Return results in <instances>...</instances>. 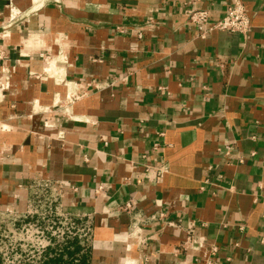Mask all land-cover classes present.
Masks as SVG:
<instances>
[{
    "label": "crops",
    "instance_id": "obj_1",
    "mask_svg": "<svg viewBox=\"0 0 264 264\" xmlns=\"http://www.w3.org/2000/svg\"><path fill=\"white\" fill-rule=\"evenodd\" d=\"M183 1L0 0V220L50 180L91 264H264V0L204 37Z\"/></svg>",
    "mask_w": 264,
    "mask_h": 264
},
{
    "label": "built area",
    "instance_id": "obj_2",
    "mask_svg": "<svg viewBox=\"0 0 264 264\" xmlns=\"http://www.w3.org/2000/svg\"><path fill=\"white\" fill-rule=\"evenodd\" d=\"M183 2L189 7L187 12L188 22L201 37L216 30L230 33L237 32L246 36L251 30V16L242 0H233L227 6L224 16L216 20L211 16L209 9L199 8L196 5L198 0H184ZM148 25L153 26L152 23ZM119 29L124 32L127 31L125 27H119ZM136 30L138 37H142V27H137ZM84 95L70 97L69 101L71 102L73 99ZM164 171V168L160 167L157 173L162 176ZM30 188L32 194L28 201L27 210L22 214H10L0 220V238H8L5 235L7 230L9 232L21 231L24 233L29 228L36 226L39 229V232H37L40 240L34 244L27 242L26 238H20L18 242L9 244L8 252L3 254L2 259L13 257L19 263L27 257L29 258L30 254H33L32 252H36L39 254L37 260H40V254L43 250L69 237L77 236L81 239L82 245L91 246L93 239L92 221L87 215L73 214L62 209L61 196L65 187L61 183L39 179L34 181ZM73 188L75 189V187ZM163 216L164 214H161L160 218H163ZM169 225L175 226V223L169 222ZM60 226H62V229H60ZM186 231L187 237L181 244L182 250H187L202 242V238L196 234L194 222L187 225ZM213 250H216L215 247Z\"/></svg>",
    "mask_w": 264,
    "mask_h": 264
},
{
    "label": "trees",
    "instance_id": "obj_3",
    "mask_svg": "<svg viewBox=\"0 0 264 264\" xmlns=\"http://www.w3.org/2000/svg\"><path fill=\"white\" fill-rule=\"evenodd\" d=\"M40 256L39 264H91V246L82 245L77 236L69 237L46 248ZM28 261L29 258L18 264H26Z\"/></svg>",
    "mask_w": 264,
    "mask_h": 264
},
{
    "label": "rangeland",
    "instance_id": "obj_4",
    "mask_svg": "<svg viewBox=\"0 0 264 264\" xmlns=\"http://www.w3.org/2000/svg\"><path fill=\"white\" fill-rule=\"evenodd\" d=\"M60 229H62V226H60ZM37 231L39 232V229L36 226H34L33 228H29L28 231H24V233H22L21 231L9 232V230H7L5 235H7L6 237L8 238H4V237L0 238V251H1L0 264H18L17 260H15L13 257L4 258V259H2L1 257L3 256L4 253L7 254L8 248L10 247L9 244L14 243L16 241L18 242L20 238H26L25 240H27V242L36 244L40 240V238H38L39 233ZM32 253L33 254H30L29 261L26 262V264H30V263L39 264L40 260H37L39 254H37L36 252H32ZM27 260H28V257H27Z\"/></svg>",
    "mask_w": 264,
    "mask_h": 264
}]
</instances>
